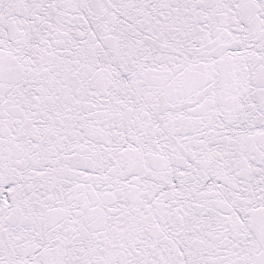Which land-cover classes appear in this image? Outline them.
<instances>
[{"label":"snow or ice","instance_id":"obj_1","mask_svg":"<svg viewBox=\"0 0 264 264\" xmlns=\"http://www.w3.org/2000/svg\"><path fill=\"white\" fill-rule=\"evenodd\" d=\"M0 264H264V0H0Z\"/></svg>","mask_w":264,"mask_h":264}]
</instances>
